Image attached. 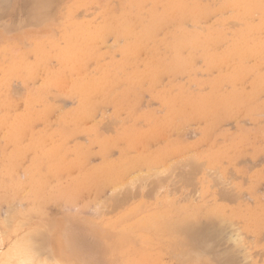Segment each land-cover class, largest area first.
Masks as SVG:
<instances>
[{
	"label": "rangeland",
	"instance_id": "374dc122",
	"mask_svg": "<svg viewBox=\"0 0 264 264\" xmlns=\"http://www.w3.org/2000/svg\"><path fill=\"white\" fill-rule=\"evenodd\" d=\"M58 1L0 2V259L40 240L37 264H264V0Z\"/></svg>",
	"mask_w": 264,
	"mask_h": 264
},
{
	"label": "bare ground",
	"instance_id": "6f19581e",
	"mask_svg": "<svg viewBox=\"0 0 264 264\" xmlns=\"http://www.w3.org/2000/svg\"><path fill=\"white\" fill-rule=\"evenodd\" d=\"M1 1L3 2V0H1ZM1 1H0V2H1ZM23 1H24V0H23ZM41 1H45V0H35V4H36L35 8H38L39 5H40V3H43V2H41ZM49 1H50V0H48V2H49ZM51 1H52V0H51ZM51 1H50V2H51ZM57 1H58V0H57ZM191 1H193V0H191ZM191 1H190V2H191ZM219 1H220V0H219ZM48 2L46 3V5L50 4V2H49V3H48ZM54 2H55V1H54ZM58 2H59V1H58ZM138 2H140V1H138ZM195 2H196V0H195ZM195 2H194V4H195ZM197 2L201 4L200 1L197 0ZM206 2H207V1H206ZM208 2H209V1H208ZM210 2H211V1H210ZM210 2H209V3H210ZM5 3H6V2L4 1V5H5ZM23 3L25 4V2H23ZM51 3H53V2H51ZM1 4H3V3H1ZM8 4H9V2L6 3V5H8ZM29 4H30V2L28 3V6H29ZM35 4H34V5H35ZM117 4H118V3H117ZM203 4H204V3H203ZM4 5H0V6H4ZM6 5H5V6H6ZM21 5H22V4H21ZM21 5H20V6H21ZM25 5H26V4H25ZM25 5H24V6H25ZM187 5H188V2H187ZM192 5H193V4H192ZM243 5H244V4H243ZM5 6H4V7H5ZM22 6H23V5H22ZM22 6H21V8L24 9V6H23V7H22ZM28 6H27V8H28ZM52 6H53V5H52ZM52 6L49 5L48 7L50 8V7H52ZM40 7H43V6L41 5ZM46 7H47V6H46ZM46 7H45V8H46ZM48 7H47V8H48ZM166 7H167V6H166ZM189 7H190V6H189ZM189 7H188V8H189ZM231 7H232V6H231ZM0 8H1V7H0ZM8 8L10 9V6H9V5L7 6V8H5V10L7 9V11H8ZM45 8H44V9H45ZM1 9H3V8H1ZM33 9H34V8H33ZM40 9H41V8H40ZM50 9H51V8H50ZM21 10H22V9H21ZM36 10H37V9H36ZM51 10H52V9H51ZM248 10H249V9H248ZM254 10H255V9H254ZM261 10H262V9H261ZM263 10H264V9H263ZM26 11H27V10H26ZM42 11H44V10H42ZM47 11H50V10L47 9ZM239 11H240V10H239ZM252 12H253V11H252ZM0 13H2V11H0ZM4 13H5V12H4ZM4 13H3V14H4ZM23 13H24V12H23ZM23 13H22V14H23ZM134 13H135V12H134ZM245 13H246V12H245ZM47 14H48V12L46 13V15H47ZM174 14H175V12H174ZM174 14H173V15H174ZM255 14H256V13H255ZM26 15H27V14H26ZM141 15H142V14H141ZM219 15H220V14H219ZM237 15H238V14H237ZM48 16H49V15H48ZM222 16H223V15H222ZM32 17H33V19H35V20L39 18V16H37V14H35V13H34V15H33ZM142 17H143V16H142ZM237 17H238V16H237ZM44 18H45V17H44ZM46 18H47V16H46ZM46 18H45V19H46ZM48 18H49V17H48ZM180 19H181V18H180ZM226 19H227V18H226ZM191 20H192V19H191ZM198 20H199V19H198ZM240 20H241V19H240ZM244 20H245V19H244ZM27 21H28V20H27ZM50 21H51V20H50ZM189 21H190V20H189ZM192 21H193V20H192ZM221 21H222V20H221ZM241 21H243V20H241ZM190 22H191V21H190ZM27 23H28V22H27ZM121 23H123V22H121ZM193 23H194V22H193ZM224 23H225V22H224ZM247 23H248V22H247ZM259 23H260V21H259ZM126 24H127V23H126ZM153 24H154V23H153ZM191 24H192V23H191ZM245 24H246V23H245ZM110 25H111V24H110ZM183 25H184V24H183ZM246 25H247V24H246ZM249 25H250V24H249ZM131 26H132V25H131ZM149 26H150V25H149ZM179 26H180V25H179ZM34 27H35V26H34ZM122 27H123V26H122ZM181 27H182V26H181ZM183 27H184V26H183ZM235 27H236V26H235ZM150 29H151V28H150ZM186 29H187V28H186ZM186 29H185V30H186ZM191 29H193V28H191ZM250 29H251V28H250ZM250 29H249V30H246L245 32L250 31ZM263 29H264V28H263ZM263 29H262V30H263ZM111 30H112V29H111ZM119 30H120V29H119ZM144 30H145V29H144ZM144 30H143V31H144ZM185 30H184V31H185ZM194 30H195V29H194ZM251 30H252V29H251ZM178 31H180V30H178ZM259 31H260V30H259ZM102 32H103V31H102ZM104 32H105V30H104ZM106 32H107V31H106ZM122 32H123V31H122ZM222 32H223V31H222ZM245 32H244V33H245ZM2 33H3V32H2ZM116 33H117V32H116ZM125 33H126V32H125ZM179 33H180V32H179ZM192 33H194V32H192ZM220 33H221V32H220ZM239 33H240V32H239ZM180 34H182V32H181ZM242 34H243V33H242ZM120 35H121V34H120ZM147 35H149V32H148ZM183 35H184V34H183ZM193 35H194V34H193ZM211 35H212V34H211ZM214 35H215V34H214ZM220 35H221V34H220ZM237 35H238V34H237ZM244 35H245V34H244ZM244 35H243V36H244ZM257 35H258V34H257ZM143 36H144V35H143ZM217 36L219 37V35H217ZM238 36H239V35H238ZM245 36H246V35H245ZM247 36H248V34H247ZM258 36H260V35H258ZM262 36H263V35H262ZM262 36H261V37H262ZM177 37H178V36H177ZM186 37H187V36H186ZM188 37H189V36H188ZM188 37H187V38H188ZM192 37H193V36H192ZM208 37H209V36H208ZM225 37H226V36H225ZM147 38H148V37H147ZM156 38H157V37H156ZM216 38H217V37H216ZM243 38H245V37H243ZM73 39H74V38H73ZM132 39H133V38H132ZM190 39H191V38H190ZM206 39H207V38H206ZM219 39H220V38H219ZM247 39H249V37H247ZM257 39H258V38H257ZM263 39H264V38H263ZM82 40H83V39H82ZM82 40H81V41H82ZM238 40H239V38H238ZM238 40H237V41H238ZM81 41H80V42H81ZM126 41H127V40H126ZM189 41H190V40H189ZM210 41H211V39H210ZM234 41H235V40H234ZM237 41H236V42H237ZM241 41H242V39H241ZM247 41H248V40H247ZM124 42H125V41H124ZM143 42H144V41H143ZM238 42H239V41H238ZM255 42H256V41H255ZM115 43H116V42H115ZM233 43H235V42H233ZM233 43H232V45H233ZM260 43H261V42H260ZM76 44H78V43H76ZM182 44H183V43H182ZM189 44H190V42H189ZM226 44H227V43H226ZM81 45H82V44H81ZM238 45H239V44H238ZM249 45H251V44H249ZM121 46H122V45H121ZM194 46H195V45H194ZM258 46H259V45H258ZM261 46H262V45H261ZM190 47H191V45H190ZM203 47H205V46H203ZM232 47H233V46H232ZM232 47H231V48H232ZM239 47H241V46H239ZM82 48H83V47H82ZM123 48H124V46H123ZM131 48H132V47H131ZM194 48H195V47H194ZM209 48H210V47H209ZM224 48L226 49V47H224ZM229 48H230V46H229ZM249 48H250V47H249ZM210 49H211V48H210ZM221 49H222V48H221ZM225 49H224V50H225ZM235 49L237 50V48H235ZM255 49H256V48H255ZM258 49H259V48H258ZM73 50H74V49H73ZM215 50H216V49H215ZM261 50H262V48H261ZM219 51H220V50H219ZM227 51H228V50H227ZM227 51H226V52H227ZM230 51H231V50H230ZM232 51H233V50H232ZM256 51H257V50H256ZM177 52H178V51H177ZM177 52H176V53H177ZM204 52H206V51H204ZM211 52H213V50H211ZM124 53H125V51H124ZM214 53L216 54V51H215ZM224 53H225V52H224ZM251 53H253V52H251ZM60 54H62V53H60ZM84 54H85V53H84ZM145 54L148 55V54L146 53V51H145ZM145 54H144V55H145ZM167 54H168V53H167ZM171 54H172V53H171ZM174 54H175V53L173 52V55H174ZM184 54H185V53H184ZM184 54H183V55H184ZM218 54H219V53H218ZM257 54H259V53H257ZM261 54H262V53H261ZM160 55H161V54H160ZM175 55H177V54H175ZM216 55H217V54H216ZM221 55H222V53H221ZM221 55H220V56H221ZM227 55H228V54H227ZM243 55H244V54H243ZM125 56H126V55H125ZM125 56H124V58H125V61H126V63H127V59H126ZM157 56H158V55H157ZM171 56H172V55H170V58H171ZM260 56H263V55H259V57H260ZM181 57H182V56H181ZM217 57H218V56H217ZM253 57H254V55H253ZM129 58H130V57H129ZM182 58H183V57H182ZM226 58H227V57H226ZM238 58H240V56H239ZM245 58H246V56H245ZM260 58H261V57H260ZM260 58H259V59H260ZM148 59H150V58L148 57ZM156 59H158V58H156ZM163 59H164V58H163ZM206 59H207V58H206ZM213 59H214V58H213ZM222 59H223V58H222ZM128 60H129V59H128ZM154 60H155V59H154ZM171 60H172V58H171ZM180 60H181V59H180ZM180 60H179V61H180ZM209 60H210V59H209ZM254 60H257V57H256V59H254ZM260 60H261V59H260ZM173 61H176V59L173 60ZM173 61H172V62H173ZM177 61H178V60H177ZM177 61H176V65H177V63H178ZM219 61H220V60H218V62H219ZM230 61H231V60H230ZM232 61L234 62V60H232ZM235 61H236V60H235ZM238 61H239V60H238ZM258 61H259V60H258ZM68 62H69V61H68ZM129 62H130V61H129ZM124 63H125V62H124ZM126 63H125V64H126ZM132 63H134V62H132ZM166 63H167V62H166ZM181 63H182V61H181ZM184 63H185V62H184ZM187 63H188V62H187ZM227 63H228V62H227ZM241 63H242V62H241ZM245 63H248V62H245ZM245 63H244V64H245ZM252 63H253V61H252ZM259 63H260V62H259ZM259 63H257V64H259ZM179 64H180V63H179ZM216 64H217V62L215 63L214 67L216 66ZM224 64H225V63H224ZM228 64H229V63H228ZM234 64H235V63H234ZM236 64H239V62L236 63ZM250 64H251V63H250ZM253 64H254V63H253ZM253 64H252V65H253ZM261 64H262V63H261ZM68 65H69V64H68ZM123 65H124V64H123ZM123 65H122V67H123ZM240 65H241V64H240ZM124 66H125V65H124ZM126 66H127V65H126ZM128 66H129V64H128ZM132 66H133V65H132ZM172 66H173V65H172ZM179 66H181V65H179ZM206 66H207V65H206ZM225 66H226V65H225ZM232 66H233V65H232ZM241 66H243V65H241ZM241 66H240V67H241ZM250 66H251V65H250ZM258 66H259V65H257V67H258ZM262 66H263V65H262ZM130 67H131V66H130ZM167 67H168V66H167ZM174 67H175V64H174ZM254 67H255V66H254ZM124 68H125V67H124ZM142 68H143V67H142ZM224 68H225V67H224ZM228 68H230V67H228ZM228 68H227V69H228ZM231 68H232V67H231ZM237 68H238V67H237ZM242 68H244V67H242ZM261 68H262V67H261ZM134 69H135V68H134ZM144 69H145V68H144ZM170 69H172V67H171ZM170 69H169V70H170ZM210 69H211V68H210ZM210 69H209V70H210ZM221 69H222V68H221ZM244 69H245V68H244ZM131 70H132V69H131ZM175 70H177V68H176ZM207 70H208V69H207ZM219 70H220V69H219ZM84 71H85V70H84ZM105 71H106V70H105ZM132 71H133V70H132ZM224 71H225V70H224ZM226 71H227V70H226ZM226 71H225V72H226ZM228 71H229V69H228ZM228 71H227V72H228ZM7 72H8V71H7ZM75 72H76V71H75ZM220 72H221V71H220ZM222 72H223V71H222ZM261 72H262V71H261ZM4 73H5V72H4ZM231 73H232V72H231ZM8 74H9V73H8ZM8 74H7V75H8ZM151 74H152V73H151ZM157 74H158V73H157ZM229 74H230V73H228V75H229ZM127 75H128V74H127ZM200 75H201V74H200ZM230 75H231V74H230ZM230 75H229V76H230ZM246 75H247V74H246ZM250 75H252V74H250ZM152 76H153V74H152ZM127 77H129V76H127ZM139 77H140V76H139ZM112 78H113V77H112ZM137 78H138V77H137ZM248 78H249V77H248ZM252 78H253V77H252ZM259 78H260V77H259ZM120 79H121V78H120ZM125 79H126V78H125ZM132 79H134V78L132 77L130 80H132ZM135 79H136V78H135ZM138 79H139V78H138ZM255 79H256V78H255ZM116 80H117V79H116ZM123 80H124V79H123ZM127 80H129V79H127ZM249 80H250V79H249ZM119 81H120V80H119ZM205 82H206V81H205ZM131 83H132V82H131ZM131 83H130V84H131ZM145 84H146V83H145ZM205 84H206V83H204V85H205ZM172 85H173V84H172ZM198 85L200 86V84H198ZM127 86H128V84H127ZM135 86H136V85H135ZM239 86H240V85H239ZM250 86H251V85H250ZM255 86H256V85H255ZM240 87H241V86H240ZM82 88H83V87H82ZM86 88H87V86H86ZM86 88H84V89H86ZM118 88H119V87H118ZM118 88H117V90H118ZM125 88H126V87H125ZM157 88H158V87H157ZM172 88H173V87H172ZM175 88H177V85H176ZM243 88H244V87H243ZM66 89H68V88H66ZM105 89H106V88H105ZM126 89H127V88H126ZM182 89H183V88H182ZM188 89H189V88H188ZM204 89H205V88H204ZM117 90H116V88L114 89V91H117ZM120 90H121V89H120ZM120 90H118V91H120ZM240 90H241V89H240ZM243 90H244V89H243ZM253 90H254V88H253ZM129 91H130V90H129ZM152 91H153V90H152ZM175 91H176V90H175ZM178 91H179V89H178ZM186 91H187V90H186ZM67 92H68V91H67ZM154 92H155V91H154ZM169 92H170V91H169ZM173 92H174V91H173ZM244 92H245V91H244ZM244 92H243V93H244ZM249 92H250V91H249ZM251 92H252V91H251ZM251 92H250V93H251ZM127 93H128V92H127ZM170 93H171V92H170ZM36 94H37V93H36ZM171 94H173V93H171ZM171 94H170V95H171ZM174 94H175V93H174ZM95 95H96V94H95ZM108 95H109V94H108ZM159 95H160V94H159ZM159 95H158V96H159ZM164 95H165V94H164ZM164 95H163V96H164ZM176 95H177V98H179V97H178L179 94H176ZM185 95H186V94H185ZM189 95H190V94H189ZM243 95H244V94H243ZM248 95H249V94H248ZM99 96H100V95H99ZM105 96H106V95H105ZM122 96H123V95H122ZM122 96H121V97H122ZM167 96H169V95H167ZM174 96H175V95H174ZM186 96H187V95H186ZM249 96H250V95H249ZM0 97H2V96H0ZM45 97H46V96H45ZM115 97H116V96H115ZM117 97H118V96H117ZM253 97H254V95H253ZM113 98H114V97H113ZM118 98H119V97H118ZM126 98H127V97H126ZM126 98H125V100H124V98L122 97V100L125 102V101H126ZM173 98H174V97H173ZM173 98H172V99H173ZM180 98H181V97H180ZM251 98H252V97H251ZM107 99H108V98H107ZM114 99H115V98H114ZM165 99H166V98H165ZM165 99H164V100H165ZM189 99H191V98H189ZM253 99H254V98H253ZM50 100H51V99H50ZM119 100H121V99H119ZM122 100H121V101H122ZM164 100H161V101L163 102ZM179 100H180V99H179ZM187 100H188V99H187ZM245 100H246V99H245ZM251 100H252V99H251ZM116 101H117V100H116ZM116 101H115V103H116ZM170 101H171V99H170ZM172 101H173V100H172ZM177 101H178V100H177ZM118 102H119V101H118ZM118 102H117V103H118ZM124 102H123V103H124ZM181 102H182V100H181ZM181 102H180V103H181ZM186 102H187V101H186ZM244 102H245V101H244ZM123 103H122V104H123ZM164 103H166V101H165ZM174 103L176 104L175 101H174ZM180 103H179V101H178L179 106L182 107ZM120 105H121V103H120ZM182 105H184V104H182ZM163 106H164V105H163ZM166 106H168V105H166ZM174 106H175V105H174ZM177 106H178V105H177ZM127 107H128V106H127ZM171 107H172V106H171ZM260 107H261V106H260ZM176 108H177V107H176ZM186 108H187V107H186ZM119 109H120V107H119ZM127 109L130 110V108H127ZM162 109H164V108H162ZM234 110H235V107H234ZM0 112H1V111H0ZM242 112H243V110H242ZM242 112H241V115H242ZM243 113H244V112H243ZM237 115H238V114H237ZM112 116H113V115H112ZM238 116H239V115H238ZM252 116H253V115H252ZM118 117H119V116H118ZM115 118H116V117H115ZM155 118H156V117H155ZM238 118H239V117H238ZM103 119H104V118H103ZM160 120H161V119H160ZM166 120H167V119H166ZM119 121H120V120H119ZM119 121H118V122H119ZM155 121H156V120H155ZM155 121H154V123H155ZM161 121H162V120H161ZM156 122H157V121H156ZM22 123H23V122H22ZM112 123H113V122H112ZM114 123L116 124V119H115V122H114ZM114 123H113V124H114ZM158 123H159V122H158ZM261 123H262V122H261ZM5 124H6V123H5V120H4V119H3V120H0V127L4 126ZM19 124H20V121L17 123V125H19ZM137 124H138V123H137ZM22 126H23V125H22ZM24 126H25V125H24ZM110 126H111V125H110ZM145 126H146V125H145ZM17 127H18V126H16V129H17ZM19 127H20V126H19ZM108 127H109V126H108ZM103 128H104V127H103ZM3 129H4V128H3ZM18 129H19V131H20V130L23 129V127H20V128H18ZM18 129H17V131H18ZM174 130H175V129H174ZM177 130H178V129H177ZM179 130H180V129H179ZM17 131H16V132H17ZM23 131H25V129H24ZM73 131H74V130H73ZM152 131H154V130H152ZM106 132H107V131H106ZM149 132H151V131H149ZM17 133H18V132H17ZM21 133H23V132H21ZM72 133H73V132H72ZM170 133H171V132H170ZM135 134H136V133H135ZM152 134H153V132H152ZM66 135H67V134H66ZM136 135H137V134H136ZM146 135H148V134H146ZM146 135H145V138H146ZM163 135H164V134H163ZM127 136H128V134H127ZM129 136L131 137L130 134H129ZM129 136H128V137H129ZM134 136H135V135H134ZM134 136H133V137H134ZM170 136H173V135H170ZM123 137H125V136H123ZM130 137H129V138H130ZM164 137H165V136H164ZM166 137H167V136H166ZM121 138H122V137H121ZM160 138H161V137H160ZM162 138H163V137H162ZM14 139H16V138H14ZM126 139H127V138H126ZM136 139H137V138H136ZM136 139H135V140H136ZM142 139H143V138H142ZM122 140H123V139H122ZM162 140H163V139H162ZM5 141H6V140H5ZM26 141H27V140H26ZM26 141H25V142H26ZM125 141H126L127 143H129L127 140H125ZM2 142H3V141H2ZM138 142H139V141H138ZM163 142H164V141H163ZM22 143H23V142H22ZM119 144H120V143H119ZM136 144H137V142H136ZM136 144H134V145H136ZM145 144H146V143H145ZM146 145H147V144H146ZM148 145H149V144H148ZM106 146H107V145H106ZM106 146H105V147H106ZM144 146H145V145H144ZM108 148H110V147H107V149H108ZM128 148H129V147H128ZM104 150L106 151V149H104ZM145 150H147V149H144V150H143V151H144V154H145ZM181 150H182V149H181ZM181 150H180V151H181ZM102 151H103V150H102ZM107 151L110 152L109 150H107ZM126 151H127V150H126ZM134 151H136V150H134ZM143 151H142V153H143ZM158 151H159V150H158ZM180 151H179V152H180ZM140 152H141V151H140ZM171 152H172V151H171ZM103 153H104V152H103ZM122 153H124V152H122ZM126 153H127V152H125V158H127V157H126V155H127ZM142 153H141V154H142ZM189 153H190V152H189ZM129 154H130V153H129ZM184 154H186V158H187V153L184 152ZM184 154L182 153V155H184ZM190 154H192V153H190ZM230 154H231V153H230ZM46 156H47V155H46ZM158 156H159V155H158ZM180 156H181V155H180ZM189 156L192 157V155H188V158H189V160H190L191 157H189ZM44 157H45V156H44ZM184 157H185V156H184ZM155 158H156V157H155ZM155 158H154V159H155ZM181 158H183V157H181ZM121 159H122V158H121ZM137 159H138V158H137ZM139 159H141V158H139ZM143 159H144V158H143ZM143 159H141V161H142ZM152 159H153V158H152ZM173 159H175V158H173ZM193 159H194V156H193L192 160H193ZM46 160H47V159H46ZM46 160H45V161H46ZM50 160H52V159H50ZM57 160H58V159H57ZM180 160H181V159H180ZM238 160H239V159H238ZM116 161H117V160H116ZM129 161H130V159H129ZM143 161H144V160H143ZM143 161H142V162H143ZM146 161H147V160H146ZM158 161H159V160H158ZM164 161H165V160H164ZM173 161H174V160H173ZM204 161H205V160H204ZM231 161H233V160H231ZM48 162H49V161H48ZM126 162H127V161H126ZM126 162H125V163H126ZM130 162H131V161H130ZM138 162H139V160H138ZM138 162H137V163H138ZM156 162H157V161H155V163H156ZM160 162H161V161H160ZM189 162H191V161H189ZM193 162H194V160H193ZM198 162H199V161H198ZM206 162H207V161H206ZM59 163H60V162H59ZM116 163H117V162H116ZM121 163H122V162H121ZM166 163H167V162H166ZM182 163H183V162H182ZM224 163H226V162H224ZM114 164H115V163H114ZM123 164H124V163H123ZM130 164H131V163H130ZM135 164H136V162H135V163L133 162V165H135ZM185 164H186V163H185ZM192 164H193V163H192ZM195 164H196V163H195ZM195 164H194V166H195ZM115 165H116V164H115ZM138 165H139V164H138ZM181 165H182V164H181ZM232 165H233V164H232ZM102 166H103V165H102ZM104 166H105V165H104ZM106 166H107V165H106ZM112 166H113V164H112ZM116 166H118V165H116ZM119 166H121L120 163H119ZM161 166H162V165H161ZM185 166H186V165H185ZM130 167H131V166H130ZM183 167H184V165H183ZM188 167H190V166H188ZM192 167H193V165H192ZM214 167H215V166H214ZM214 167H213V168H214ZM217 167H218V166H217ZM41 168H42V165H41ZM55 168H56V167H55ZM101 168H102V170H105V172H106L107 167H105L106 169H103L104 167H101ZM108 168H110V167H108ZM136 168H137V167H136ZM138 168H139V167H138ZM160 168H161V167H160ZM219 168H221V167H219ZM38 169H39V168H38ZM38 169L36 168V170H38ZM112 169H114V167H113ZM112 169H110V170L108 169V172L111 171ZM115 169H116V168H115ZM150 169H151V168H150ZM193 169H194V168H193ZM39 170H40V169H39ZM102 170L99 171V173L102 172ZM136 170H138V169H136ZM142 170H143V169H142ZM155 170H156V169H155ZM155 170H154V171H155ZM195 170H196V169H195ZM198 170H199V169H198ZM200 170H201V167H200ZM200 170H199V171H200ZM118 171H119V170H118ZM151 171H152V170H151ZM175 171H176V170H175ZM184 171H188L187 174H189L190 168H189V170H186V169H185ZM211 171H212V170H211ZM211 171H209V172H211ZM255 171H256V170H255ZM40 172H41V170H40ZM105 172H104V173H105ZM137 172H139V170H138ZM142 172H143V171H142ZM155 172H156V171H155ZM170 172H171V171H170ZM214 172H215V171H214ZM218 172H219V171H218ZM218 172H217V173H218ZM90 173L92 174V172H90ZM97 173H98V172H97ZM132 173H133V172H132ZM134 173H135V172H134ZM175 173H176V172H175ZM178 173H179V171H178ZM192 173H194V172H192ZM192 173H191V176L193 175ZM199 173H200V172H199ZM221 173H222V172H221ZM221 173H220V174H221ZM257 173H258V172H257ZM93 174H94V173H93ZM95 174H96V173H95ZM95 174H94V175H95ZM101 174H103V172H102ZM116 174H117V173H116ZM116 174H115V175H116ZM119 174H120V173H119ZM138 174H139V173H138ZM142 174H143V173H142ZM147 174H148V173H147ZM155 174H156V173H155ZM157 174H158V171H157ZM173 174H174V173H173ZM197 174H198V173H197ZM130 175H131V173H130ZM145 175H146V174H145ZM181 175H183V174H181ZM210 175H212V174H210ZM215 175H217V174L215 173ZM110 176H111V175H110ZM113 176H114V174L112 175V177H113ZM118 176H119V175H118ZM120 176H121V175H120ZM143 176H144V175H142V177H143ZM146 176H147V175H146ZM179 176H180V175H179ZM189 176H190V175H189ZM96 177H97V176H96ZM112 177L110 178V181H111ZM128 177H129V176H128ZM140 177H141V176H140ZM158 177H160V176H158ZM161 177H162V176H161ZM173 177H174V176H173ZM192 177H193V176H192ZM192 177H191V178H192ZM214 177H215V176H214ZM91 178H92V177H91ZM94 178H95V176H94ZM108 178H109V175H108ZM116 178H117V177H116ZM144 178H145V177H144ZM195 178H196V177H195ZM220 178H221V176H220ZM46 179H47V178H46ZM118 179H119V178H118ZM118 179H117V180H118ZM136 179H137V178H136ZM139 179H140V178H139ZM156 179H157V178H156ZM185 179H186V178H185ZM96 180H97V179H96ZM107 180H108V179H107ZM119 180H120V179H119ZM119 180H118V184H119ZM123 180H124V179H123ZM137 180H138V179H137ZM142 180L144 181V179H142ZM222 180H223V179H222ZM46 181H47V180H46ZM94 181H95V180H94ZM126 181H127V180H126ZM138 181H139V180H138ZM140 181H141V180H140ZM143 181H142V183H143ZM147 181H148V178L145 180V182H147ZM183 181H184V180H183ZM212 181H214V179H213ZM215 181H216V180H215ZM160 182H161V181H160ZM164 182H165V180H164ZM116 183H117V182H116ZM120 183H121V182H120ZM122 183H123V181H122ZM190 183H191V181H190ZM24 184H25V183H24ZM43 184H44V183H43ZM118 184H116V185H118ZM146 184H147V183H146ZM164 184H165V183H164ZM187 184H188V183H187ZM214 184L216 185V183H214ZM25 185H26V184H25ZM109 185H111V183H110ZM114 185H115V184H114ZM114 185H113V186H114ZM122 185H123V184H122ZM122 185H120L121 188L123 187ZM124 185H125V182H124ZM140 185H141V184H140ZM156 185H158V184H156ZM159 185H161V183H160ZM233 185H234V184H233ZM233 185H232V186H233ZM19 186H20V185H19ZM113 186H112V187H113ZM118 186H119V185H118ZM180 186H181V185H179L178 187H180ZM232 186H231V187H232ZM21 187H23V185H22ZM25 187H26V186H25ZM156 187H157V186H156ZM156 187L154 188V186H153L154 189H157ZM217 187H218V186H217ZM222 187H224V186H222ZM117 188H120V187H117ZM133 188H134V187H133ZM135 188H136V186H135ZM135 188H134V189H135ZM139 188H140V187H139ZM141 188H142V187H141ZM141 188H140V189H141ZM174 188H175V187H174ZM176 188H177V187H176ZM194 188H195V187H194ZM20 189H21V188H20ZM124 189H125V188H124ZM128 189H129V188H128ZM148 189H150V188H148ZM162 189H163V188H162ZM162 189H161V190H162ZM172 189H173V188H172ZM177 189H178V188H177ZM221 189H222V188H220L219 191H221ZM113 190L115 191L116 188H113ZM117 190H118V189H117ZM117 190H116V191H117ZM138 190H139V189H138ZM226 190H227V189H226ZM25 191H26V190H25ZM223 191H224V189H223ZM140 192H141V191H140ZM154 192H156V191H154ZM167 192H169V191H167ZM225 192L227 193V191H225ZM156 193H157V192H156ZM229 193H230V192H229ZM44 194H45V193H44ZM149 194H150V193H149ZM218 194H219V193H218ZM223 194H225V193L223 192L222 195H223ZM41 195H42V194H41ZM143 195H144V194H143ZM154 195H155V194H154ZM231 195H232V194H231ZM231 195H230V196H231ZM24 196H25V195H24ZM112 196H113V195H112ZM220 196H221V195H220ZM225 196H226V195H225ZM27 197H28V196H27ZM122 197H123V196H122ZM133 197H134V196H133ZM137 197H138V196H137ZM45 198H46V197H45ZM111 198H114V196L111 197ZM115 198H116V197H115ZM129 198H130V197H129ZM36 199H37V198H36ZM42 199H43V198H42ZM23 200H25V199H23ZM44 200H45V199H44ZM229 200H230V199H229ZM250 200H251V199H250ZM45 201H46V200H45ZM45 201H43V202H45ZM36 202H37V200H36ZM113 202H114V201H113ZM260 202H261V201H260ZM31 203H32V202H31ZM256 203H257V202H256ZM114 204H115V203H114ZM251 204H252V203H251ZM35 205H36V204H35ZM42 205L44 206V204H42ZM112 205H113V204H112ZM33 206H34V205H33ZM107 206H108V205H107ZM114 206H115V205H114ZM114 206H113V207H114ZM111 207H112V206H111ZM251 207H252V206H251ZM37 208H38V207H37ZM43 208H44V207H43ZM58 208H59V207H58ZM102 208H103V207H102ZM121 208H122V207H121ZM22 209H23V208H22ZM35 210H36V209H35ZM40 210H41V208H40ZM18 211H19V210H18ZM43 211H44V210H43ZM40 212H41V211H40ZM216 212H217V211H216ZM227 212H228V211H227ZM24 213H25V212H24ZM99 214H100V213H99ZM104 214H105V213H104ZM166 214H167V213H166ZM214 214H215V213H214ZM32 215H33V214H32ZM162 215H163V214H162ZM163 216H164V215H163ZM219 216H220V215H219ZM97 217H99V216H97ZM97 217H95V218H97ZM155 217H157V216H155ZM216 217H218V215H217ZM153 218H154V216H153ZM158 218H159V217H158ZM185 218H186V217H185ZM210 218H211V217H210ZM220 218L222 219L221 222L223 223L225 218H222V216H221ZM220 218H219V219H220ZM159 219H160V218H159ZM196 219H197V217H196ZM196 219H194V220H196ZM211 219L214 220L215 218L212 217ZM217 219H218V218H217ZM217 219H216V220H217ZM227 219L229 220L230 218H227ZM227 219H226V220H227ZM189 220H190V219H189ZM189 220H188V221H189ZM226 220H225V221H226ZM251 220H252V219H251ZM142 221H143V220H142ZM157 221H158V220H157ZM182 221H183V220H182ZM191 221H192V219H191ZM219 221H220V220H219ZM219 221H216V222H217L218 224H222L221 222L219 223ZM158 222H159V221H158ZM195 222H196V221H195ZM209 222H210V221H209ZM229 222H231V221H229ZM229 222H228V223H229ZM239 222H240V221H239ZM150 223H151V222H150ZM154 223H155V222H154ZM187 223H188L189 226L186 224V225H187V227H186V225H185L186 228H182V229H181L180 226H178V227L180 228V230H182V232L184 231V229H186V231H187V228H188L187 233L190 234V237H189V238H191V235L193 236L192 239L197 238V237H195V234H196V232H197V230H195V229H197V228H195V227H197V225H195L194 227L192 226L193 228H195V229H194V230H195V233H193V234H194V235H193V234L191 233V231H192L191 229H190L191 231L189 232V228H190V226L193 224V222L191 223V225H190L189 222H187ZM211 223H212V225H213V222H211ZM224 223L226 224V222H224ZM232 224H233V223H232ZM237 224H238V223H237ZM242 224H243V223H242ZM135 225H136V224H135ZM148 225H151V224H148ZM148 225H146V226H148ZM157 225H158V224H157ZM262 225H263V224H262ZM141 226H142V225H141ZM146 226H144V227H142V228L139 227V228H140V229H143V228H145ZM155 226H156V225H155ZM183 226H184V225H182V227H183ZM229 226H231V225H229ZM176 227H177V225H176ZM208 227H209V226H208ZM216 227H217V226H216ZM233 227H234V226H233ZM139 228H138V229H139ZM202 228H203V227H202ZM204 228H205V227H204ZM210 228H211V227H209V229H210ZM212 228H213V227H212ZM212 228H211V229H212ZM36 229H37V228H36ZM151 229H152V228H151ZM153 229H154V227H153ZM173 229H174V228H173ZM175 229H176V228H175ZM175 229H174V230H175ZM205 229H206V228H205ZM211 229H210V230H211ZM214 229H215V225H214ZM220 229H221V228H220ZM39 230H40V228H39ZM120 230H121V229H120ZM135 230H136V229H135ZM145 230H147V229H145ZM176 230H177V229H176ZM176 230H175V231H176ZM203 230H204V229H203ZM206 230H208V229H206ZM218 230H219V229H218ZM238 230H240V229H238ZM42 231H43V230H42ZM214 231H215V230H214ZM220 231H221V230H220ZM137 232H138V231H137ZM142 232H143V231H142ZM207 232H209V231H207ZM211 232H212V231H211ZM217 232H218V231L216 230V233H217ZM236 232H237V231H236ZM31 233H32V232H31ZM34 233H36V232H34ZM37 233H38V232H37ZM39 233L42 234V235H39V236H40V237H43L44 233H42V232H40V231H39ZM128 233H129V232H128ZM135 233H136V232H135ZM185 233H186V232H185ZM203 233H204V232H203ZM203 233H202V234H203ZM214 233H215V232H214ZM214 233H213V234H214ZM219 233H220V232H219ZM242 233H243V232H242ZM108 234H109V233H108ZM139 234H140V233H139ZM180 234H181V233H180ZM189 234H187V236H189ZM202 234H201V236H202ZM29 235H30V234H29ZM104 235H105V234H104ZM115 235H116V234H115ZM129 235H130V234H129ZM208 235H211V233L208 234ZM229 235H230V234H229ZM231 235H232V234H231ZM134 236H135V234H134ZM136 236H137V235H136ZM197 236H198V234H197ZM199 236H200V234H199ZM211 236H212V235H211ZM233 236H234L233 239H235V238L238 239V238H239V240H237L238 242H239L240 240H242V236H241L240 234H239V236H241V238H240L238 235H237V236H238V237H237L236 234H233ZM235 236H236V237H235ZM26 237H27V235H26ZM26 237H25V239H27ZM40 237H39V238H40ZM115 237H117V236H115ZM131 237H133V236H131ZM141 237H142V236H141ZM208 237H209V236H208ZM212 237H213V236H212ZM214 237H215V235H214ZM214 237H213V239H211V240L208 239V241H207V242H209L208 245H207L208 247L206 246V248H205V246H202V248H205V250H206V249H210V250H211V248H210L211 246H209V244L213 243V241H214ZM231 237H232V236H230V238H227V239H229V241H231ZM253 237H254V236H253ZM30 238H31V239H34L35 237L33 238V237L31 236ZM136 238H137V237H136ZM200 238H201V237H200ZM200 238H199V240H200ZM202 238H204V242H205V240H207V237H206V239H205V235H203ZM42 239H43V238H42ZM130 239H131V238H130ZM197 239H198V238H197ZM19 240H20V239H19ZM27 240H28V239H27ZM34 240H35V239H34ZM34 240H32L33 243H34ZM114 240H115V239H114ZM128 240H129V239H128ZM195 240H196V239H195ZM195 240H193V241H195ZM32 241H31V242H32ZM35 241H37V239H36ZM38 241L41 242V245H43V246L45 245V244H44L45 241H44V243H43L42 241H40V240H38ZM116 241H118V240H116ZM135 241H137V240H135ZM200 241H202V240H200ZM232 241L234 242V240H232ZM237 241L235 240V242H237ZM112 242H113V241H112ZM130 242L132 243V241H130ZM184 242H185V241H184ZM198 242H199V241H198ZM207 242L203 243V241H202L203 245H206ZM210 242H211V243H210ZM235 242H234V243H235ZM241 242L243 243V240H242ZM241 242H240V243H241ZM257 242H258V241H257ZM15 243H17V244L12 243L14 247H13L12 249H10L8 252H6L5 255H4L0 260H2V261H7L8 264H37V263H35V262H36V259H37L38 257H36L37 255H35V254H34L35 257L33 256V254L31 253V252L33 251L32 248H36L37 252H39V251H40V248L43 247V246H41V245L38 244V242H37L36 244H35V243H34V244L31 243V245L33 244V245H35L36 247H35V246H34V247L32 246V247H30V248H27V246H25V243H26V242H24V240L19 241V242H15ZM120 243H121V242H120ZM133 243L135 244V242H133ZM195 243H196V241H195ZM231 244H232V243H231ZM29 245H30V244H29ZM197 245H198V247L200 248L202 244L200 245V242H199V244H198V243L195 244V246H197ZM199 245H200V246H199ZM211 245H212V244H211ZM216 245H217V244H216ZM232 245H233V244H232ZM241 245H242V244H241ZM241 245H240V247H241ZM11 246H12V245H11ZM11 246H10V248H11ZM37 246H39V247L41 246V247L38 249ZM233 246H234V245H233ZM55 247H56V246H55ZM198 247H196V248H195L196 250H195V249H194V250H195V251H198V252H199V251H204V250H201L202 248L199 249ZM243 247L246 248L244 245H243ZM243 247H242V248H243ZM114 248H115V247H114ZM197 248H198L199 250H197ZM242 248H241V249H242ZM8 249H9V248H8ZM42 249H43V248H42ZM236 249H237V248H236ZM238 249L240 250L239 247H238ZM36 250H34V251H36ZM38 250H39V251H38ZM43 250H44V249H43ZM113 250H114V249H113ZM116 250H117V249H116ZM116 250H114V251H116ZM210 250H207V252H208V251H209V252H208V253L206 252V253L209 254V253H210ZM244 250H245V249H244ZM42 252H43V251H42ZM46 252H47V251H46ZM121 252H122V251H121ZM242 252H243V250H242ZM247 252H248V251H247ZM39 253H40V252H39ZM39 253H38V254H39ZM112 253H113V252H112ZM117 253H118V252H117ZM218 253H219V252H218ZM218 253H216V254L214 253V255L218 256V255H217ZM229 253H231V252H229ZM229 253H228V254H229ZM245 253H246V252H245ZM245 253H244V254H245ZM36 254H37V253H36ZM42 254H43V253H41V255H42ZM212 254H213V252H212ZM221 254H222V253H221ZM249 254H250V253H249ZM39 255H40V254H39ZM121 255H122V254H121ZM214 255H213V256H214ZM222 255H223V254H222ZM224 255H225V253H224ZM224 255L222 256L223 258H221V257H220V253H219V257H220L221 259H223V260H221L222 262L224 261V257H225ZM242 255H243V254H242ZM44 256H45V255H44ZM46 256H49V254L46 255ZM46 256H45V257H46ZM213 256H212V257H213ZM216 256H215V257H216ZM226 256H227V255H226ZM234 256H235V253H234ZM243 256H244V255H243ZM245 256H246V255H245ZM40 257H41V256H40ZM55 257H56V256H55ZM215 257H214V258H215ZM35 258H36V259H35ZM49 258H50V256H49ZM220 258H219V262H218V260H217L218 263H221ZM244 258H245V257H244ZM244 258H243V259H244ZM41 259H42V257H41ZM61 259H62V258H61ZM217 259H218V257H217ZM225 259H226V257H225ZM232 259H233V258H232ZM232 259H230V261H232ZM247 259H248V258H247ZM247 259H246V260H247ZM47 260H48V258H47ZM47 260H46V261H47ZM52 260H53V259H52ZM244 260H245V259H244ZM53 261H54V260H53ZM64 261H65V260H64ZM227 261H228V256H227ZM39 262H40V261H39ZM49 262H50V260H49ZM54 262H55V261H54ZM54 262H53V263H54ZM224 262H225V261H224ZM50 263H51V262H50ZM55 263H56V264H60V263H57V262H55ZM39 264H45V263L40 262Z\"/></svg>",
	"mask_w": 264,
	"mask_h": 264
},
{
	"label": "clouds",
	"instance_id": "9594fccd",
	"mask_svg": "<svg viewBox=\"0 0 264 264\" xmlns=\"http://www.w3.org/2000/svg\"><path fill=\"white\" fill-rule=\"evenodd\" d=\"M0 264H8V262L0 260Z\"/></svg>",
	"mask_w": 264,
	"mask_h": 264
}]
</instances>
